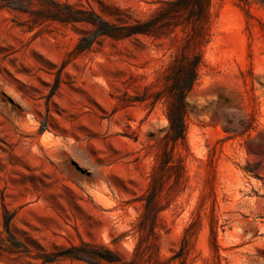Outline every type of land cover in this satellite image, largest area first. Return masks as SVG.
<instances>
[{"label":"rangeland","instance_id":"374dc122","mask_svg":"<svg viewBox=\"0 0 264 264\" xmlns=\"http://www.w3.org/2000/svg\"><path fill=\"white\" fill-rule=\"evenodd\" d=\"M60 1L114 24L161 5ZM208 12L185 137L169 143L174 167L154 169L168 119L162 101L139 98L162 88L158 71L191 26L113 38L85 21L31 29L26 14L0 7V264H111L54 258L81 243L131 260L153 173L161 257L194 224L187 264H264V0H209Z\"/></svg>","mask_w":264,"mask_h":264},{"label":"trees","instance_id":"16d2710c","mask_svg":"<svg viewBox=\"0 0 264 264\" xmlns=\"http://www.w3.org/2000/svg\"><path fill=\"white\" fill-rule=\"evenodd\" d=\"M161 5L153 15L146 20L129 24H114L101 16L92 8L76 6L68 1L60 0H0V7H7L19 11L28 16L26 20L29 28L42 25L47 21L67 24L70 22L85 21L93 25L95 33L107 35L113 38H125L134 34H148L162 36L168 34V29L174 26L183 28L191 26L189 39L179 47L175 58L164 68L158 71V82L162 88L151 91V85L144 86V91L139 100H149L151 105L162 101L165 105V113L168 119L166 134L160 143L163 148L156 153L154 169H168L174 167L172 150L169 143L184 139L186 134L185 116L187 114L186 97L195 84L199 67L203 61L202 49L209 37L204 30L208 19L209 0H161ZM37 6V7H35ZM80 50L87 48L82 46V40L77 46ZM154 85V84H153ZM154 181V173L152 174ZM150 183V194L145 196L144 211L134 224L138 234V242L129 261H123L116 255L102 253L93 250L92 245L81 243L73 244L63 250L53 253L54 258L70 257L87 260L90 257H99L111 264H187L191 241L196 232L194 224L185 230L180 249L169 257H161L158 249V233L156 231L155 213L161 209L159 199L161 189ZM8 213V210L5 209ZM10 217L5 223V232L9 237L15 238L10 227ZM86 247L90 249L87 250ZM153 247H156L154 250Z\"/></svg>","mask_w":264,"mask_h":264}]
</instances>
